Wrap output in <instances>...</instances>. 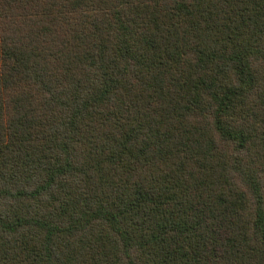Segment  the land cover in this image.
I'll return each instance as SVG.
<instances>
[{"label":"trees","instance_id":"16d2710c","mask_svg":"<svg viewBox=\"0 0 264 264\" xmlns=\"http://www.w3.org/2000/svg\"><path fill=\"white\" fill-rule=\"evenodd\" d=\"M0 264H264V0H0Z\"/></svg>","mask_w":264,"mask_h":264}]
</instances>
